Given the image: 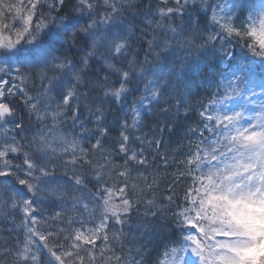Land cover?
I'll use <instances>...</instances> for the list:
<instances>
[{
  "label": "snow or ice",
  "instance_id": "1",
  "mask_svg": "<svg viewBox=\"0 0 264 264\" xmlns=\"http://www.w3.org/2000/svg\"><path fill=\"white\" fill-rule=\"evenodd\" d=\"M161 2L165 8L147 21L153 33L138 38L148 44L149 55H156L154 64L147 55L140 59L129 33L117 22V17L136 7L131 0L102 4L78 0L69 16L61 13L66 0H0V178L12 181L5 185L6 203L24 216L23 239L15 251L0 249V257L13 256L11 264H40L37 238L58 264H96L98 258L105 260L106 252H113L105 246L110 240L120 241L126 218L145 192L159 188L155 177L149 183L143 174L139 176L143 187L131 182L138 171L134 165L148 168L150 161L143 148L134 151L129 146L126 133L138 130L142 119L153 115L154 102L165 116L170 115L171 108L165 105L174 97L169 94L180 91L186 76L201 78L210 98L189 105V88L183 93L185 99L176 103L174 119L181 115L182 105L186 120L190 111L200 109L199 126H187L184 134L185 139H197L188 140V151L180 152L183 159L167 189L171 194L164 197L168 206L153 210L155 198L143 200L153 219L168 212L163 222H171L175 233H188L173 242L181 246L166 249L160 264H264V59H257L264 58V0H202L204 15L198 18L186 12L190 0H173L174 8L167 7L168 0ZM45 7L47 13L41 11ZM176 15H188V26L178 30L163 23ZM20 20L22 25L15 27ZM209 27L217 30L208 32ZM184 33L202 38L200 48L211 46L214 57L219 53L223 69L201 68L187 57L178 63L169 61L173 41L179 43ZM147 35L152 40H146ZM184 43L195 45L192 39ZM234 46L239 47V55L234 54ZM71 49L83 55L77 61L63 55ZM98 57L107 75H90L91 62ZM109 76L117 78L118 87H107ZM23 85H32L36 94L29 95ZM135 92L141 95L124 113L131 115V125L127 119L117 121L118 147L108 149L103 101L122 103ZM165 95L169 100L161 104ZM12 97H18L19 103ZM21 106L35 120L31 129L17 116ZM83 111L95 119L81 120ZM9 124L17 134L31 131L32 135L17 140ZM148 143L158 149L161 141ZM9 157L22 158V163L14 164ZM161 158L168 167V158ZM118 159L123 163L117 164ZM178 184H183V196L174 192ZM40 203L58 206L60 211L50 220L42 219L36 208ZM77 214L97 216L99 222L89 221L93 226L87 227ZM109 221L119 226V233L111 238ZM57 223L66 225L67 236L65 228L54 227ZM74 224L80 227L73 229ZM45 226L53 230H39ZM50 240L55 242L52 246ZM107 259L115 264L123 261L115 254ZM131 264H143V259Z\"/></svg>",
  "mask_w": 264,
  "mask_h": 264
},
{
  "label": "trees",
  "instance_id": "2",
  "mask_svg": "<svg viewBox=\"0 0 264 264\" xmlns=\"http://www.w3.org/2000/svg\"><path fill=\"white\" fill-rule=\"evenodd\" d=\"M15 2V0H13ZM51 2V0H48ZM78 0H66V6L61 9V13L65 16H69L72 12V9L75 5H77ZM132 4L136 7L131 10H127L125 15L121 17H117V22L122 25L124 30H127L130 36V43L133 46L134 50H138L140 53V59L147 55L148 60L152 63L157 62L156 55L148 54V44L143 43L138 38L144 36L145 33H153L154 29L148 26L147 21L153 19V14L157 12V10L161 8H165V4L161 2V0H131ZM214 2V0H213ZM100 3H103V0H100ZM195 7L193 6V0H190L189 4L186 6V12L190 13L194 18H198L204 15L202 0H194ZM167 7H176L173 0H168ZM41 11L47 13V7L41 9ZM101 14H103V10H100ZM52 15H57V13H52ZM207 15H211V12H208ZM19 19V18H18ZM23 21L20 20L19 23H15V27H20ZM165 25L171 24V26L177 27L179 30L180 27L188 26V15L183 17L176 15L170 18V20H166L163 22ZM217 29L214 27H209L206 31L215 32ZM155 34L159 36V30L155 31ZM5 36L9 35V33L5 32ZM184 39H192L195 41V45L185 44L184 39H181L179 43L173 41L174 48L172 51L168 53L167 59L169 61H176L177 63L187 57L195 62L199 63L201 68H210L215 66L217 70L223 69L224 65L219 63V53L214 57L211 46L207 49H201L200 45L204 43L202 38H197L188 33L183 34ZM13 39L15 36L13 34ZM146 40H152V35H147L144 37ZM235 40V38H233ZM65 47H68L65 45ZM216 48L219 49V44L216 45ZM155 52H159V49H155ZM61 53H57L60 55ZM234 54L239 55V47L234 46ZM63 55L69 57L73 61H77L83 53L77 52L75 49H71L70 51L64 52ZM257 59H264L257 57ZM97 61L91 62L92 72L90 75H107L105 71H103L102 65ZM23 71V69H22ZM259 72L260 69L257 68ZM51 75V74H50ZM199 77H185V83L180 86V91L178 93H170L169 95L174 98L169 101V104L165 105L166 107L171 108V114L165 116L160 109L159 104L153 105V115L148 116L147 118L142 119L141 123L138 125V130L129 131L126 134L130 136L129 146L134 151H139L141 148L144 149V154L148 156L150 161V167L142 168L138 165H134L138 169L137 172H133L134 179L131 181L132 183H136L140 187H143V183L139 179V176L143 174V176L147 177L148 182L151 183L153 178L155 177L157 183L159 184V188L155 189L151 194L145 192L144 196L141 198V203L134 207V210L131 214L126 218L127 223L123 226V236L121 237L119 242L111 241L108 246L112 247L113 252L105 253V260L100 261L99 258L96 261V264H115V261H109L107 257L115 254L116 256L123 257L122 264H131V261L141 260L143 259V264H160L165 257L163 253L166 249L170 247H179L181 245L173 243L174 241L180 240L181 236H186L188 233L185 232L175 233L174 227L171 222L164 223L163 217L170 216V213L164 212L159 213L156 219H153L149 214V206L143 203V200L153 199L155 198V208L159 207H167L168 202L164 199V197L170 195L171 193L167 191L169 187V182L171 181L172 175L176 172L177 166L180 160L183 159V155L180 154L181 151L187 152V144L188 140L195 141L197 138L194 136H189L187 139L184 138V134L187 130V126H191L193 128L199 126V117L196 113L200 110L198 106L194 111L189 112V118L186 120L183 116L184 107L181 106V115L178 119L173 118V114L175 113V105L178 101H182L185 99L183 93L186 89H191V95L187 97L189 105H192L195 101H205V97L210 95L205 91L207 85L200 83ZM117 80L115 76H109L108 88L118 87V83H114ZM18 83V82H17ZM22 87L28 91L29 95H35L34 90H30L32 85H23ZM39 87L37 82L36 88ZM94 96L101 95L100 93H94ZM141 95V92H135L127 96L122 103L115 102L111 98H107L103 101L104 112L107 116V120L105 121L103 127L109 128V134L107 141L105 143V147L108 149L114 150L118 147L116 141L119 139V132L116 131V128L119 126L117 121H122L127 119L129 125H131L132 117L129 114L125 117V111L130 107L132 101L134 99H138ZM169 95H165L161 100V104L163 101L169 100ZM11 99H15L17 103H19L18 97H12ZM99 104V101H98ZM143 115V114H142ZM18 118L21 122L26 126V128L31 129L35 125V120L29 119L28 114L23 110V106H21V110L17 114ZM91 116V113L88 111H83L81 115V120H87ZM94 120L95 117L91 116ZM180 124L182 127L176 128V125ZM95 125L89 124L87 127L92 128ZM9 128H12V134L16 135V139H20V135H32L31 131H26L25 133L17 134L18 130H16L11 124L8 125ZM162 130V131H161ZM78 131V129H77ZM161 141L159 148L157 149L155 144L148 143L152 140ZM155 157V161L152 162V158ZM161 157H167L169 166H164V160ZM12 163L21 164L22 158L9 157ZM117 164H122L123 160H116ZM62 172H58V175H62ZM12 183L11 180L5 181L3 178H0V249H12L15 251L18 241L23 239V224H24V216L23 212L19 209H13L10 204L6 203L8 197L5 194V185H10ZM89 188H92V185L89 184ZM94 190V189H93ZM174 192L176 195L183 196V184H178L174 188ZM18 199V197H17ZM179 203V201H177ZM37 213L40 218L51 219L54 212L60 211L58 206H50L49 203H40L36 205ZM175 210V209H173ZM71 215V212L68 213ZM99 213H97V216ZM97 216H88L87 214H77V219H83L86 222L87 227H92L93 224L89 221H94L98 223ZM54 227L65 228L64 235L67 236L68 230L66 225L64 224H55ZM73 229L80 227L79 224H74ZM40 231L47 232L52 231L53 227L45 226L40 227ZM113 233H119V226L115 225L114 221H109V236L111 238ZM66 244H70L71 241H61ZM55 243L53 241H49V246ZM37 244L39 245L38 255L40 256V264H58L55 261V258L52 257L47 248L43 247V242L39 241L37 238ZM98 246L99 242H98ZM36 250V249H34ZM142 252V256L139 253ZM99 257V253H97ZM170 258V257H169ZM0 260H4L5 264H11L13 260V256L10 254L7 257H0Z\"/></svg>",
  "mask_w": 264,
  "mask_h": 264
}]
</instances>
